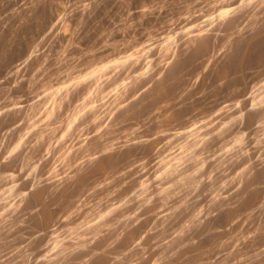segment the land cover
Listing matches in <instances>:
<instances>
[{
  "label": "clouds",
  "instance_id": "9594fccd",
  "mask_svg": "<svg viewBox=\"0 0 264 264\" xmlns=\"http://www.w3.org/2000/svg\"><path fill=\"white\" fill-rule=\"evenodd\" d=\"M0 264H264V0H0Z\"/></svg>",
  "mask_w": 264,
  "mask_h": 264
}]
</instances>
